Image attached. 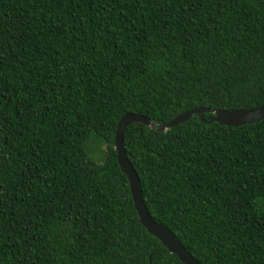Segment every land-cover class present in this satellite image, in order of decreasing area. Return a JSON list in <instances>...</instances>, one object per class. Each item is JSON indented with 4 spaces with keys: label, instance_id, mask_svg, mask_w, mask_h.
<instances>
[{
    "label": "trees",
    "instance_id": "trees-1",
    "mask_svg": "<svg viewBox=\"0 0 264 264\" xmlns=\"http://www.w3.org/2000/svg\"><path fill=\"white\" fill-rule=\"evenodd\" d=\"M263 105L264 0H0V264H184L141 222L119 121ZM213 116L134 123L127 154L196 260L264 264V120Z\"/></svg>",
    "mask_w": 264,
    "mask_h": 264
},
{
    "label": "water",
    "instance_id": "water-1",
    "mask_svg": "<svg viewBox=\"0 0 264 264\" xmlns=\"http://www.w3.org/2000/svg\"><path fill=\"white\" fill-rule=\"evenodd\" d=\"M211 113L214 116L209 120V123L218 122L221 125L229 127H240L247 124H252L264 120V105L253 109H231V110H217L211 108H196L189 110L172 121L161 126L155 125L149 118L144 115L136 113H127L119 121L118 128L115 135V150L118 156V162L122 172L127 176L133 200L140 216L141 222L148 229V231L158 238L162 244L172 254L184 264H201L196 260L191 253L186 249L177 236L166 226L158 223L150 214L145 200L143 198L141 182L137 171L131 163L124 144V133L128 126L134 123L145 124L156 131H168L180 124L188 122L195 115H199L202 122L204 114Z\"/></svg>",
    "mask_w": 264,
    "mask_h": 264
},
{
    "label": "rangeland",
    "instance_id": "rangeland-1",
    "mask_svg": "<svg viewBox=\"0 0 264 264\" xmlns=\"http://www.w3.org/2000/svg\"><path fill=\"white\" fill-rule=\"evenodd\" d=\"M85 149L89 157L97 164H104L106 162L108 145L104 139L96 133H93L90 139L86 142Z\"/></svg>",
    "mask_w": 264,
    "mask_h": 264
}]
</instances>
